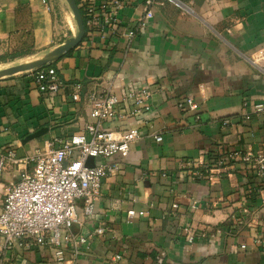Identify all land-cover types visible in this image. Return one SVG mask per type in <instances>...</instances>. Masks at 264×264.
<instances>
[{"label": "crops", "instance_id": "obj_1", "mask_svg": "<svg viewBox=\"0 0 264 264\" xmlns=\"http://www.w3.org/2000/svg\"><path fill=\"white\" fill-rule=\"evenodd\" d=\"M133 1L120 12V33L145 12L143 0ZM0 2V61L25 56L28 49L41 58L77 33L67 0ZM153 10L147 27L132 39L111 31L107 37L85 35L51 63L66 82L58 92H41L30 70L0 78V158L15 153L0 173V210L12 184L32 169L37 148L93 122L86 101L91 91L113 85L120 93L131 81L154 90L147 123L133 117L104 122L116 131L139 127L143 133L127 157H114L122 168L103 178L95 218L72 227L84 233L106 223V236L93 238L85 254L67 253L68 261L54 263L47 246L4 250L0 234L3 264H264L252 227L236 219L250 198L249 169L238 159L223 168L215 163L221 151L264 150V113L253 112L254 104H264V69L248 57L264 45V0H165ZM79 83L83 96L76 101ZM185 96H193L199 109H179ZM43 126L49 127L45 135L23 142ZM197 170L206 177L195 176ZM252 204L259 205L253 198ZM185 227H220L222 233L189 242ZM116 254L122 255L119 262Z\"/></svg>", "mask_w": 264, "mask_h": 264}, {"label": "built area", "instance_id": "obj_2", "mask_svg": "<svg viewBox=\"0 0 264 264\" xmlns=\"http://www.w3.org/2000/svg\"><path fill=\"white\" fill-rule=\"evenodd\" d=\"M165 0H143L145 12L139 17L133 28L120 33V12L133 0H78L83 9L86 25V35L107 37L111 31L116 35H124L132 39L137 33L144 31L150 19L154 17L153 7ZM46 2V0H44ZM3 5L0 2V12ZM249 60L256 67L264 69V45L249 54ZM38 88L43 93H55L66 86L55 66H45L31 69ZM154 90L149 83L131 81L125 84L120 93L112 86L104 90H93L87 97L90 115L93 122L85 131L74 133L68 137L57 136L46 142L43 147L35 150L30 160L33 167L21 173L19 179L12 184L6 193L0 210V234L3 237V249L11 250L16 245L26 249L37 246H47L54 251V263H65L71 258L85 254L95 237H105L109 231L106 223L94 225L84 233L72 230L76 222L82 218L94 219L96 202L101 195L102 180L108 175L119 172L122 168L119 155L128 156L131 145L142 139L143 133L139 127H129L120 131L105 127L104 122L111 119L133 117L141 123H147L152 111ZM83 85L76 84L73 99L82 100ZM248 106V103H245ZM181 110L196 111L199 103L193 96L181 97L177 103ZM253 112L264 113V104L253 105ZM250 115L247 114L246 118ZM223 123L229 124L225 119ZM118 133V134H117ZM157 141L163 140V135H154ZM96 158L95 166H87V158ZM14 151L0 158V173L3 172L10 159H14ZM238 159L249 169L252 181L248 187L249 200L242 205L236 214L238 222H248L253 229V241L264 248V150L254 153L230 151L220 152L215 163L219 168L226 167L229 160ZM233 173H228L232 176ZM195 176L205 178L202 171H196ZM252 198L259 205L253 206ZM81 201V202H80ZM80 202V203H79ZM221 201H216L218 206ZM177 206V204H174ZM143 213V212H141ZM135 210L129 215L134 216ZM186 239L194 242L207 235L215 237L222 233V228H202L195 230L185 227ZM246 244H242L245 248ZM121 254L113 256L119 262ZM0 264H3L0 261Z\"/></svg>", "mask_w": 264, "mask_h": 264}, {"label": "water", "instance_id": "obj_3", "mask_svg": "<svg viewBox=\"0 0 264 264\" xmlns=\"http://www.w3.org/2000/svg\"><path fill=\"white\" fill-rule=\"evenodd\" d=\"M67 2L69 3V6L71 7L74 13L76 22H77V27H78L77 33L67 38L64 43L58 45L57 47H55L53 50H51L50 52H48L45 56L41 58L33 59L28 62H24L21 64H17L14 66L1 69L0 78L7 76V75H13L21 71L31 70V69L45 66L47 64H51L54 61L61 58L65 53L73 50L76 46H78L82 42L83 38L86 35V25H85V19H84L83 12L81 8L79 7L77 0H67ZM48 130H49V127L43 126L27 134L23 138V142L26 143L30 140L40 138L43 135H45L48 132ZM95 164H96V158L90 155L87 158L86 165L93 167L95 166Z\"/></svg>", "mask_w": 264, "mask_h": 264}, {"label": "rangeland", "instance_id": "obj_4", "mask_svg": "<svg viewBox=\"0 0 264 264\" xmlns=\"http://www.w3.org/2000/svg\"><path fill=\"white\" fill-rule=\"evenodd\" d=\"M70 12L72 13V10ZM33 52H35V50L28 49V50H25V56L23 55L24 53H15L9 59L0 61V70L3 68H7L10 66H14L17 64H21V63L33 60L34 58L37 57V55L33 56Z\"/></svg>", "mask_w": 264, "mask_h": 264}, {"label": "trees", "instance_id": "obj_5", "mask_svg": "<svg viewBox=\"0 0 264 264\" xmlns=\"http://www.w3.org/2000/svg\"><path fill=\"white\" fill-rule=\"evenodd\" d=\"M81 10H82V12H83V9L81 8ZM51 66H53V65H51Z\"/></svg>", "mask_w": 264, "mask_h": 264}]
</instances>
